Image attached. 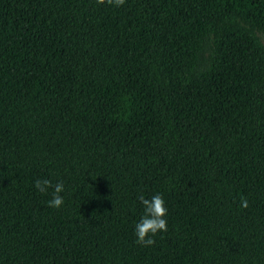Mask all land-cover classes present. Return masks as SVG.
<instances>
[{"label":"trees","instance_id":"obj_1","mask_svg":"<svg viewBox=\"0 0 264 264\" xmlns=\"http://www.w3.org/2000/svg\"><path fill=\"white\" fill-rule=\"evenodd\" d=\"M257 27L264 0H0V264H264Z\"/></svg>","mask_w":264,"mask_h":264},{"label":"clouds","instance_id":"obj_2","mask_svg":"<svg viewBox=\"0 0 264 264\" xmlns=\"http://www.w3.org/2000/svg\"><path fill=\"white\" fill-rule=\"evenodd\" d=\"M98 5H109L120 7L126 3V0H96ZM35 188L41 193H47L49 188L53 189L52 199L47 202L51 208H60L64 204V198L61 193L64 191L62 181L52 184L50 179H37L34 183ZM140 203L144 208V215L135 226L136 243L148 247L155 244V236L160 232H167L168 209L165 206V200L161 194L153 195L151 198L140 197ZM241 208H248L249 201L241 198Z\"/></svg>","mask_w":264,"mask_h":264},{"label":"rangeland","instance_id":"obj_3","mask_svg":"<svg viewBox=\"0 0 264 264\" xmlns=\"http://www.w3.org/2000/svg\"><path fill=\"white\" fill-rule=\"evenodd\" d=\"M246 25L249 26V24H246ZM255 32L257 33V35L261 38V40L264 43V29L257 27Z\"/></svg>","mask_w":264,"mask_h":264}]
</instances>
